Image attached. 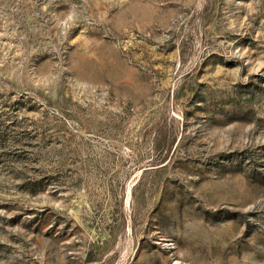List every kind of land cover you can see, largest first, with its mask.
<instances>
[{
	"label": "rangeland",
	"instance_id": "1",
	"mask_svg": "<svg viewBox=\"0 0 264 264\" xmlns=\"http://www.w3.org/2000/svg\"><path fill=\"white\" fill-rule=\"evenodd\" d=\"M0 264H264V0H0Z\"/></svg>",
	"mask_w": 264,
	"mask_h": 264
}]
</instances>
